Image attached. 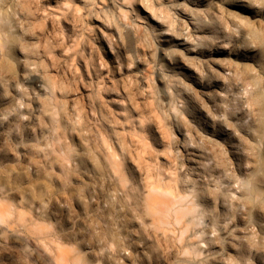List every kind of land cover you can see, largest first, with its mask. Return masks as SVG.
<instances>
[{"label": "rangeland", "instance_id": "374dc122", "mask_svg": "<svg viewBox=\"0 0 264 264\" xmlns=\"http://www.w3.org/2000/svg\"><path fill=\"white\" fill-rule=\"evenodd\" d=\"M261 91L264 0H0V264H264Z\"/></svg>", "mask_w": 264, "mask_h": 264}, {"label": "bare ground", "instance_id": "6f19581e", "mask_svg": "<svg viewBox=\"0 0 264 264\" xmlns=\"http://www.w3.org/2000/svg\"><path fill=\"white\" fill-rule=\"evenodd\" d=\"M221 6V5H220ZM235 7V6H234ZM236 8L241 10L244 13H247L248 10L245 6L242 5H236ZM231 10V9H230ZM243 14V13H242ZM247 15V14H246ZM236 16V15H235ZM245 16V14H244ZM248 16V15H247ZM250 16V15H249ZM233 18V17H232ZM238 18V17H237ZM247 19V18H246ZM243 21V23H246V20H241ZM180 44V43H179ZM183 47V46H182ZM180 48V47H179ZM185 51L187 53H190L192 55L193 49L187 48L186 46L184 47ZM217 51H220L217 50ZM185 56V55H184ZM213 55H211L212 57ZM226 56V60L228 61L227 64L233 65L237 68H242L244 71V74L246 75V77L252 81L254 84L257 83V80L255 77H253L250 73V67L248 65V63H246V59H248L247 55L244 52L241 51H237V50H231L228 51L227 53H225ZM189 57H187V59H184L183 63L184 65L181 66L182 69H187L190 70V61H189ZM218 58V57H217ZM221 58V57H220ZM216 60V59H215ZM242 62V63H240ZM217 66H220L219 63H214ZM212 65V64H211ZM233 68V67H232ZM236 68V69H237ZM219 69V68H218ZM192 71V70H191ZM208 71V70H207ZM190 73V72H189ZM194 83H196L195 80H192ZM201 85V84H200ZM203 86V85H201ZM205 88V87H204ZM211 89V88H210ZM203 90V89H202ZM206 90V89H205ZM204 91V90H203ZM213 92V91H210ZM204 95L206 97H208V93L204 92ZM204 98V97H203ZM206 99V98H205ZM207 100V99H206ZM256 101L259 107V110L261 112L262 115H264V92H258L257 97H256ZM209 130V128H208ZM256 131V136L259 137V140L261 141V143L263 144L262 147V154H261V160H260V164L257 165L253 171H252V175L250 179H245L243 181V188H242V193H241V197L243 199V201L246 203V205H248V207L250 209H255L258 211H260L261 213V217L262 219L260 220V224H259V231L262 235V237H264V189L262 188V186L258 183L259 181H262L264 183V120H262L259 125L257 126V128L255 129ZM215 136V135H214ZM212 137V136H211ZM208 138V137H207ZM218 139V138H217ZM209 140V138H208ZM196 165V164H195ZM197 166V165H196Z\"/></svg>", "mask_w": 264, "mask_h": 264}, {"label": "snow or ice", "instance_id": "6c2138e0", "mask_svg": "<svg viewBox=\"0 0 264 264\" xmlns=\"http://www.w3.org/2000/svg\"><path fill=\"white\" fill-rule=\"evenodd\" d=\"M137 8H140V6H139V5H137Z\"/></svg>", "mask_w": 264, "mask_h": 264}, {"label": "clouds", "instance_id": "9594fccd", "mask_svg": "<svg viewBox=\"0 0 264 264\" xmlns=\"http://www.w3.org/2000/svg\"><path fill=\"white\" fill-rule=\"evenodd\" d=\"M241 23H243V21H241Z\"/></svg>", "mask_w": 264, "mask_h": 264}]
</instances>
